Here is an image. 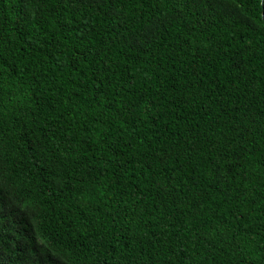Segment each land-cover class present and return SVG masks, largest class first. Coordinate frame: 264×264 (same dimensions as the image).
Returning a JSON list of instances; mask_svg holds the SVG:
<instances>
[{"label":"trees","instance_id":"obj_1","mask_svg":"<svg viewBox=\"0 0 264 264\" xmlns=\"http://www.w3.org/2000/svg\"><path fill=\"white\" fill-rule=\"evenodd\" d=\"M0 264H264V0H0Z\"/></svg>","mask_w":264,"mask_h":264}]
</instances>
